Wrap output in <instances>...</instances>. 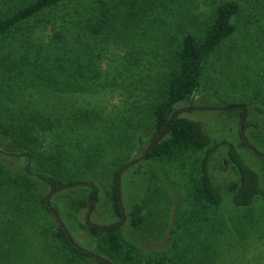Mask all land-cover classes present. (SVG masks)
<instances>
[{
	"label": "trees",
	"instance_id": "obj_1",
	"mask_svg": "<svg viewBox=\"0 0 264 264\" xmlns=\"http://www.w3.org/2000/svg\"><path fill=\"white\" fill-rule=\"evenodd\" d=\"M201 2L207 9L196 11ZM238 29L245 38L263 40L264 0H32L9 14L0 13V39H6L0 46V135L17 148L11 152L0 148V154L27 158L24 172L19 174H12L0 158V187L11 186L25 197L33 183V161L43 169L36 176L50 192L65 183L74 185L86 171L100 164L107 151L129 147L133 131L118 132L122 126L119 122L134 116L116 109L132 106L138 111L141 105L130 90L156 71L158 88L141 103L146 105L144 118H151L153 129L141 157L172 159L186 152L204 151L194 196L211 212L224 205V196L214 186L208 169L209 157L218 144H212L198 120L182 116L177 104L195 94L204 62ZM25 32L27 39L23 38ZM31 63L43 69L27 74L24 68ZM25 81L61 94L73 93L84 100L94 95L90 98L93 102L45 111L27 104L19 106L15 96L24 89L20 82ZM122 88L129 93L120 91ZM107 101L112 103L105 113L108 105L103 103ZM236 106L230 104L225 109L234 110ZM242 115L240 134L246 142L242 129L250 122L245 118L242 121ZM227 153L239 172L229 202L233 207L251 206L264 194L259 176L232 146ZM130 164L114 173L115 187L119 172ZM89 196L94 198V187ZM112 198L121 216L116 192ZM34 200L50 211L45 197ZM142 209L141 203L131 207V226L142 222ZM198 219L202 228L214 229V223L205 216ZM86 232L99 250L117 263V259L133 260L132 249H124L119 222L97 225L87 220ZM50 236L68 262L93 256L79 247L59 222L50 228ZM93 258L100 264H110ZM140 264L174 262L160 256L146 258Z\"/></svg>",
	"mask_w": 264,
	"mask_h": 264
},
{
	"label": "rangeland",
	"instance_id": "obj_2",
	"mask_svg": "<svg viewBox=\"0 0 264 264\" xmlns=\"http://www.w3.org/2000/svg\"><path fill=\"white\" fill-rule=\"evenodd\" d=\"M30 1L0 0V13L9 14ZM201 4L196 11L207 9ZM34 34L32 31L31 37ZM24 35L27 39V32ZM261 39L245 38L238 29L204 62L200 86L195 94L177 104V108L182 109V116L198 120L211 137L212 144H218L209 157L208 169L214 186L224 196V205L211 212L194 196L204 151L186 152L172 159L141 157L153 134L151 118H144L146 105L142 104L146 96L158 88L154 71L143 78L144 82H138L135 90H130L141 108L138 111L132 106L116 109L134 116L119 122L122 126L118 132L133 131L129 147L107 151L100 164L86 171L79 182L65 183L56 192L51 193L49 186L36 176L44 171L34 161L33 183L25 197L11 186L0 187V264H100L93 256L115 264V259L99 250L95 240L87 234L86 217L97 225L119 222L124 249H132L133 260L117 259V264H140L146 258L160 256L172 259L174 264H264V194L255 198L251 206L233 207L229 201H232V187L238 184L239 172L227 153L232 146L257 172L264 189V35ZM5 42L6 39H0V46ZM7 63L11 66V62ZM32 64L24 68L27 74L43 69L40 64L39 69ZM2 72L0 70V76ZM20 84L25 86L22 93L17 92L15 96L20 101L19 106L27 104L45 111L77 108L85 102H93L90 98L94 95L84 100L73 93L61 94L43 85L34 87L26 81ZM120 91L129 93L126 88ZM111 103H103V106L108 105L105 113L110 110ZM230 104L237 106L234 110L225 109ZM244 109V121L250 122L242 129L246 142L240 134L241 111ZM0 148L6 152L17 150L1 135ZM0 158L12 174L24 172L25 156L2 152ZM128 162L131 164L119 172L115 187L114 173ZM92 187L96 190V200L89 210L88 197ZM114 192L118 195L123 219L115 211ZM44 197L55 213L34 200ZM82 202L84 205L79 204ZM135 203L143 206L142 222L137 227L131 226L128 217ZM199 215L214 223V229L202 228L201 220H195ZM57 222L65 227L79 247L93 256L68 262L50 236V228Z\"/></svg>",
	"mask_w": 264,
	"mask_h": 264
},
{
	"label": "flooded vegetation",
	"instance_id": "obj_3",
	"mask_svg": "<svg viewBox=\"0 0 264 264\" xmlns=\"http://www.w3.org/2000/svg\"><path fill=\"white\" fill-rule=\"evenodd\" d=\"M244 114H245V112H244ZM244 114L242 115V121H243L244 118H245ZM240 129H241V128H240ZM240 131H241V130H240ZM242 135H243V134H242ZM95 192H96V190H95ZM88 199H89V201L91 202V203H90V206H89V210H91L92 202H93L94 200H96V198H93V197L89 196ZM47 201H48V199H46V202H47ZM119 204H120V201H119ZM46 205L49 206L50 211H51L52 213H55V210H54L53 207H51V206H50L49 204H47V203H46ZM121 218H122V219L124 218V217H123V214H122V208H121ZM86 219L89 220V217H86ZM59 223H60V222H59ZM60 224H61V223H60ZM61 226H62V224H61Z\"/></svg>",
	"mask_w": 264,
	"mask_h": 264
},
{
	"label": "water",
	"instance_id": "obj_4",
	"mask_svg": "<svg viewBox=\"0 0 264 264\" xmlns=\"http://www.w3.org/2000/svg\"><path fill=\"white\" fill-rule=\"evenodd\" d=\"M162 136V133H160L159 135H158V138H160ZM62 188V187H61ZM58 189H54V190H52L51 191V193L52 192H56ZM62 228L64 229V231L66 232V229H65V227L62 225ZM67 233V232H66ZM68 234V233H67ZM68 238H69V236H68ZM111 264V263H110Z\"/></svg>",
	"mask_w": 264,
	"mask_h": 264
},
{
	"label": "crops",
	"instance_id": "obj_5",
	"mask_svg": "<svg viewBox=\"0 0 264 264\" xmlns=\"http://www.w3.org/2000/svg\"><path fill=\"white\" fill-rule=\"evenodd\" d=\"M70 202H71V201H70ZM76 202H78V201H76ZM57 203H58V202H57ZM79 204H81V205L83 204V205H84V203H83V202H82V203H79ZM79 204H78V205H79ZM53 206H55V207H56V205H54V204H53ZM123 207H124V206H123ZM56 209H57V207H56ZM57 211H58V209H57ZM129 211H130V210H129ZM73 213H74V211H73ZM59 215H60V214H59Z\"/></svg>",
	"mask_w": 264,
	"mask_h": 264
}]
</instances>
